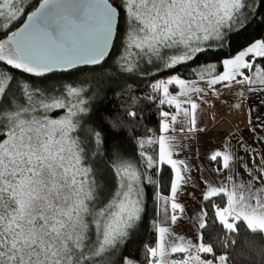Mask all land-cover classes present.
I'll return each mask as SVG.
<instances>
[{"label": "snow or ice", "instance_id": "snow-or-ice-1", "mask_svg": "<svg viewBox=\"0 0 264 264\" xmlns=\"http://www.w3.org/2000/svg\"><path fill=\"white\" fill-rule=\"evenodd\" d=\"M262 10L0 0V264H264Z\"/></svg>", "mask_w": 264, "mask_h": 264}, {"label": "trees", "instance_id": "trees-1", "mask_svg": "<svg viewBox=\"0 0 264 264\" xmlns=\"http://www.w3.org/2000/svg\"><path fill=\"white\" fill-rule=\"evenodd\" d=\"M264 11V10H262ZM264 18V17H256L255 20L256 22H254L246 32L241 33L240 35H235L233 36L231 42H230V48L229 47H225V49H223L222 53L217 56L214 55L213 53H209L208 54V60L209 61H217L219 59H223L225 58V55L231 51L232 54L235 53V51H237L241 46H243L245 43L249 42L250 40H252L253 38H260L262 36H264V24L260 23V20ZM118 55V46L117 48H114L111 54V58L108 60V65H111L114 61V59L116 58V56ZM205 60L204 57L201 58V61H198V63H201ZM106 65V67L108 66ZM181 72H183L185 75L188 74V69L187 68H182L180 69ZM93 75L92 72L90 71H86L84 73H75L73 74V76H68L67 74H65L62 78L63 79H72L75 78L76 76H79L80 79H84L85 77H91ZM95 75L100 76V73L97 72L95 73ZM57 78H61V77H54L53 79H57ZM121 83H123L121 81ZM128 83H132L131 80L128 81ZM146 84L147 81H145L144 83H141L139 80H137L136 84H133V88L134 89H139L141 91H146ZM111 87L114 89V91L111 92H106V98H104L105 93H101V98L103 99V105H101V107L105 106V105H111V107L115 108L117 106H119L122 103V100L120 98L119 93L121 92V88L117 87L116 83H112L111 85L109 84H104L103 87L106 89L108 87ZM156 117L152 116V115H148L147 119H146V123L149 124V126L155 127L156 126ZM123 149L125 151L128 152H133L134 148L133 145L131 143H129L128 141H124L123 142ZM142 239V238H141ZM129 247H131V245H129Z\"/></svg>", "mask_w": 264, "mask_h": 264}, {"label": "rangeland", "instance_id": "rangeland-1", "mask_svg": "<svg viewBox=\"0 0 264 264\" xmlns=\"http://www.w3.org/2000/svg\"><path fill=\"white\" fill-rule=\"evenodd\" d=\"M165 110H168V109H165ZM215 111H216L218 116L224 117V113L226 110L223 106H218ZM226 119H227V121H232L234 118L232 116H228V117H226ZM209 128H212L211 124H209ZM219 128H229V124L228 123L221 124L219 126Z\"/></svg>", "mask_w": 264, "mask_h": 264}, {"label": "crops", "instance_id": "crops-1", "mask_svg": "<svg viewBox=\"0 0 264 264\" xmlns=\"http://www.w3.org/2000/svg\"><path fill=\"white\" fill-rule=\"evenodd\" d=\"M243 127V125H241ZM212 132H224L227 131L228 128H210Z\"/></svg>", "mask_w": 264, "mask_h": 264}]
</instances>
